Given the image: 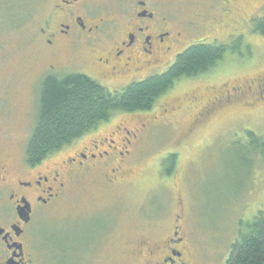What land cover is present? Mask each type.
Masks as SVG:
<instances>
[{
	"label": "rangeland",
	"instance_id": "rangeland-1",
	"mask_svg": "<svg viewBox=\"0 0 264 264\" xmlns=\"http://www.w3.org/2000/svg\"><path fill=\"white\" fill-rule=\"evenodd\" d=\"M194 9L203 13L201 5ZM191 12L183 10L182 17L191 18ZM244 13L252 19L236 31L229 27L197 31L178 53L196 43L229 44L241 36L243 56L227 53L213 72L175 82L149 112L116 113L86 136H102L118 127L138 131L124 182L106 187L96 176L80 178L28 229L46 249L49 264H74L80 244L84 249L92 246L87 264H123L131 240L162 239L174 225L189 245L192 264L226 263L232 245L254 217L264 213V160L252 150L246 134L264 137V106L251 114L243 107L218 111L188 132L190 111L195 109H185V98L204 96L207 88L232 84L264 67V37L253 30L254 20L264 16V7L247 6ZM48 14L47 0H0L1 147L22 143L25 150L42 79L49 74L79 73L77 64L89 58L83 47L72 55L50 54L39 34ZM174 60L152 75L165 72ZM68 63L71 66L65 67ZM152 75L119 84L96 80L117 92ZM169 106L178 107L173 115H164ZM169 155L176 159L167 176L162 164Z\"/></svg>",
	"mask_w": 264,
	"mask_h": 264
},
{
	"label": "flooded vegetation",
	"instance_id": "flooded-vegetation-1",
	"mask_svg": "<svg viewBox=\"0 0 264 264\" xmlns=\"http://www.w3.org/2000/svg\"><path fill=\"white\" fill-rule=\"evenodd\" d=\"M47 1L49 14L39 30L45 48L52 55L62 51L72 55L81 47L87 49L88 60L76 66L79 73L110 84L152 75L176 58L192 33L226 27L236 31L252 19L244 13L247 6L259 10L264 4V0ZM197 5L203 6L202 14L194 9ZM183 10L192 11V17H182ZM248 46L245 50L251 55ZM69 66L71 63L65 65ZM206 92L185 98V109H195L190 111L193 116L188 132L218 111L243 107L251 114L263 107L264 67ZM176 107L163 109V114L173 115ZM89 134L34 164L26 161L22 143L0 146V264H49L46 249L40 248L28 229L80 178L96 176L106 187L124 182L125 164L138 131L118 127L102 136L86 137ZM178 230L174 225L170 235L162 239L131 240L123 264H192L189 245ZM91 248L77 245L74 264H87Z\"/></svg>",
	"mask_w": 264,
	"mask_h": 264
},
{
	"label": "trees",
	"instance_id": "trees-1",
	"mask_svg": "<svg viewBox=\"0 0 264 264\" xmlns=\"http://www.w3.org/2000/svg\"><path fill=\"white\" fill-rule=\"evenodd\" d=\"M253 30L264 37V16L254 20ZM242 46V37L229 44H193L178 54L165 72L117 92L82 73L46 75L40 83L34 124L24 150L26 161L34 164L63 149L116 113L149 112L175 82L210 73L227 53H240ZM246 134L252 150L264 160V137ZM175 159V155L164 159L162 167L167 176L173 172ZM225 264H264V213H258L246 233L232 245Z\"/></svg>",
	"mask_w": 264,
	"mask_h": 264
},
{
	"label": "snow or ice",
	"instance_id": "snow-or-ice-1",
	"mask_svg": "<svg viewBox=\"0 0 264 264\" xmlns=\"http://www.w3.org/2000/svg\"><path fill=\"white\" fill-rule=\"evenodd\" d=\"M248 2H251V0H248ZM261 7H264V4H261Z\"/></svg>",
	"mask_w": 264,
	"mask_h": 264
}]
</instances>
